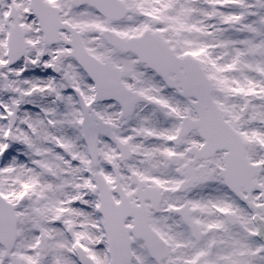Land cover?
Here are the masks:
<instances>
[{"label": "snow or ice", "instance_id": "1", "mask_svg": "<svg viewBox=\"0 0 264 264\" xmlns=\"http://www.w3.org/2000/svg\"><path fill=\"white\" fill-rule=\"evenodd\" d=\"M0 264H264V0H0Z\"/></svg>", "mask_w": 264, "mask_h": 264}]
</instances>
